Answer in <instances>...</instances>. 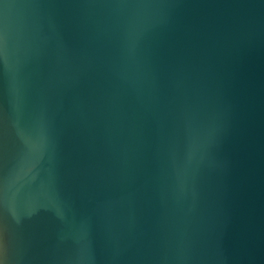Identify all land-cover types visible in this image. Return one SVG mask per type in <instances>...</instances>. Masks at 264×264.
I'll use <instances>...</instances> for the list:
<instances>
[{"label":"water","instance_id":"obj_1","mask_svg":"<svg viewBox=\"0 0 264 264\" xmlns=\"http://www.w3.org/2000/svg\"><path fill=\"white\" fill-rule=\"evenodd\" d=\"M0 264H264V0H0Z\"/></svg>","mask_w":264,"mask_h":264}]
</instances>
